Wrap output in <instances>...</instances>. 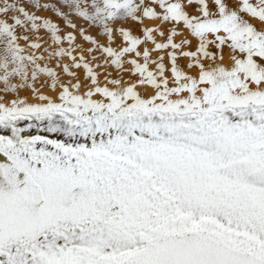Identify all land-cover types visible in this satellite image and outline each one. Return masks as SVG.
Segmentation results:
<instances>
[{"label":"snow or ice","instance_id":"snow-or-ice-1","mask_svg":"<svg viewBox=\"0 0 264 264\" xmlns=\"http://www.w3.org/2000/svg\"><path fill=\"white\" fill-rule=\"evenodd\" d=\"M57 15L0 27V264H264V0Z\"/></svg>","mask_w":264,"mask_h":264},{"label":"rangeland","instance_id":"rangeland-1","mask_svg":"<svg viewBox=\"0 0 264 264\" xmlns=\"http://www.w3.org/2000/svg\"><path fill=\"white\" fill-rule=\"evenodd\" d=\"M84 1L85 0H57V3L60 4L61 7H62L59 10L45 8V9H42L40 11H45V12H49V13L51 12L55 19H57V18L59 19L60 18V20L63 21L62 22V26H59L57 24V22L54 19H52L50 16L48 17L46 15H43V17L45 16L44 17L45 19L50 20L53 24H56V25L59 26V28H60V35H61L62 32H63V34L69 32L68 31L69 28L64 27L65 26V20L64 19H61V17L57 15V11L59 13H61V14L66 12L67 13L66 15L65 14H62L63 17H66L69 20H71L70 19V16H72V15H70V12H71L72 8L75 7L76 4H79V7L83 8L84 5H85V4H83ZM23 5H26V6H23ZM29 9H40L39 0H0V27H2L3 25H7V28H8V30L10 32H12L13 34H15L17 36H20V35L27 36L28 39H29V41L33 40L34 37L37 36V35L41 38V40H47V34L44 31L41 30L38 33H34L33 32V19H35L36 22L39 23V18L42 15H40V13L38 14L39 11L36 14H33L31 11H29ZM61 9H64V11H62ZM89 9H91V8L90 7L88 8V12H89V14H91L92 9L91 10H89ZM21 10H23V13H26L27 14V17L28 18H32V19L26 18L25 15L22 14ZM157 11H159V10L157 9ZM137 15H139V13H137ZM13 17H15L17 20H19L20 23L19 24L14 23L13 22ZM49 18H51V19H49ZM9 42H10V37L6 33L5 34H0V58H2V57H4V56L7 55V53H6V46L9 44ZM75 43H76V41H75ZM96 43H97V45H100L101 44V43H98L97 41H96ZM22 46H23V43H22ZM61 46L64 49H66V50L70 49V47H71V45H69L68 43H63ZM76 46L79 48L81 45H79L78 43H76ZM55 47L56 46L53 45V47H52L51 50H54ZM89 48H90V45L85 50L86 53L89 50ZM39 51L42 52V54L47 59L48 53L43 52L42 49L39 50ZM91 55L93 57L99 58V57H101V52H99V51H93V52H91ZM65 59L64 60L67 61V57H65ZM49 62H51L49 64V66L50 67H54L55 64H56V62H57V58L54 57ZM96 62L97 63H101V64L104 63V61L103 60H100V59H97ZM9 66H11V59H10V57H9ZM40 66L41 67L44 66V62L43 61L40 62ZM60 74H62V73H60ZM42 78H43V84L48 85V83L45 80V78L44 77H41V79ZM38 82H37V84L40 85V83H38ZM12 83L18 85L19 84V80L17 78H13Z\"/></svg>","mask_w":264,"mask_h":264},{"label":"bare ground","instance_id":"bare-ground-1","mask_svg":"<svg viewBox=\"0 0 264 264\" xmlns=\"http://www.w3.org/2000/svg\"><path fill=\"white\" fill-rule=\"evenodd\" d=\"M89 2V0H85L84 1V3L83 4H86V3H88ZM82 4V5H83ZM62 8V7H61ZM62 11H64V9H61ZM89 10H91V9H89ZM61 12V11H60ZM40 13V15H46V16H50L52 19H54L56 22H57V24L59 25V26H62V22L63 21H61L60 20V18L58 19H55L54 18V16L51 14H49V12H45V11H39L38 12V14ZM39 15V16H40ZM137 16H139V15H137ZM45 17V16H44ZM56 17V16H55ZM51 18H49V19H51ZM70 19H71V21L74 23V24H76L77 25V28H80V27H85V28H88V34L89 35H91V36H93L95 39H96V41L98 42V43H103V41H102V39H101V37L99 36V30L98 29H96V28H91V27H89L87 24H86V22L84 21V20H82V19H79V18H77V17H75V16H70ZM53 20V21H54ZM129 25L128 26H130V27H133V28H137L138 26L137 25H134V24H132V22L131 21H128L127 22ZM64 26V25H63ZM65 27V26H64ZM64 31V30H63ZM66 31V30H65ZM68 31H70V29H68ZM62 32V31H61ZM61 35H63V32L61 33ZM113 39L114 40H116L117 41V43H119V41H118V38H117V34H116V32H115V29L113 30ZM76 43H78L79 45H82L83 46V48H84V50H86L87 49V47L89 46L88 44H86V43H84L82 40H81V38H80V34H79V32H77L76 33ZM75 43V44H76ZM45 54V53H44ZM99 57V56H98ZM65 59V58H64ZM66 60V59H65ZM54 62V61H53ZM51 63V62H50ZM53 64V63H52ZM109 70H111V69H109ZM60 76L63 78V79H67L66 77H63V75L62 74H60ZM15 82V81H14ZM38 83H40V85H38L37 83H36V87L37 88H41L42 89V91L43 92H45V93H47V92H49V89L47 88L48 87V85H46V84H43V78L42 79H40L39 80V82ZM19 94L22 96V97H28L30 100H31V92H30V90L27 88V87H24L23 89H20L19 90Z\"/></svg>","mask_w":264,"mask_h":264},{"label":"clouds","instance_id":"clouds-1","mask_svg":"<svg viewBox=\"0 0 264 264\" xmlns=\"http://www.w3.org/2000/svg\"><path fill=\"white\" fill-rule=\"evenodd\" d=\"M40 3V9H29L33 14H36L38 11L48 8V9H56L59 10L61 8V5L57 3V0H39ZM26 6V5H23ZM50 15L52 14L51 12L49 13ZM62 14H67L62 13Z\"/></svg>","mask_w":264,"mask_h":264}]
</instances>
